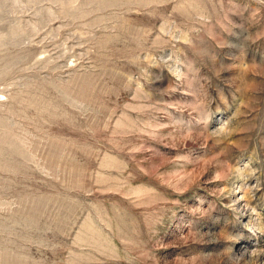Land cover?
I'll list each match as a JSON object with an SVG mask.
<instances>
[{"label": "rangeland", "instance_id": "rangeland-1", "mask_svg": "<svg viewBox=\"0 0 264 264\" xmlns=\"http://www.w3.org/2000/svg\"><path fill=\"white\" fill-rule=\"evenodd\" d=\"M0 264H264V0H0Z\"/></svg>", "mask_w": 264, "mask_h": 264}]
</instances>
